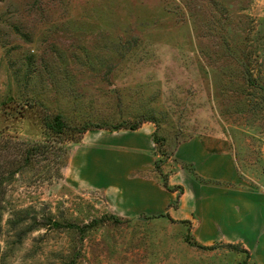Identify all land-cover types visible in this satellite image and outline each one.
<instances>
[{
	"label": "rangeland",
	"instance_id": "rangeland-1",
	"mask_svg": "<svg viewBox=\"0 0 264 264\" xmlns=\"http://www.w3.org/2000/svg\"><path fill=\"white\" fill-rule=\"evenodd\" d=\"M145 123L163 186L211 179L191 218L123 193L142 141L83 163ZM0 170V264H264V0H0Z\"/></svg>",
	"mask_w": 264,
	"mask_h": 264
},
{
	"label": "crops",
	"instance_id": "crops-1",
	"mask_svg": "<svg viewBox=\"0 0 264 264\" xmlns=\"http://www.w3.org/2000/svg\"><path fill=\"white\" fill-rule=\"evenodd\" d=\"M152 131V124L145 123L137 127V129L132 130L127 135H120V138H115L116 140H112V138L103 135L92 136L87 131H85L80 147H82V149L86 148V150H84V152H81L80 156H82V153L85 154L83 163L89 161V158L86 156V154L90 153L94 154L95 160H97L98 158L115 160L113 162L107 161V164L112 163V167L116 169V172L114 174L116 175V177L121 178L125 173V169L128 165L127 162L121 165V162H119L120 159L116 160V158L113 157L114 152L116 153V150H118L117 153L123 151L124 153H129L130 155L132 150H138L137 142L142 141L144 143V147L146 148V150L148 149L150 151L151 155L149 156V160H147L144 165H140L141 168L144 169L143 171H141L139 174L129 177L126 184H121L123 193L125 194V196L138 198L137 204H144L151 207L150 210L137 209L140 212L144 211L147 213H161L167 211L169 215L178 217L179 219L186 220L188 218H191V211L193 207H196V203L199 201L200 205L203 207V200L209 198L206 192L204 195V193L202 192V188L204 185H206V182H209L211 179L209 178V176L206 177V175L205 177L199 176V178L191 176L190 174H187L185 172V168L181 166L176 167L173 169V171H171L172 166L170 165L168 166L170 167V169L164 171V173L167 174L165 182H167V186L169 189L163 186V184H161L162 181L160 179L159 173L153 170L154 153L151 147L150 138ZM123 138L125 140L120 141ZM198 139L200 138L193 137L181 143H178L176 150L185 143H192L194 145L196 140ZM200 140L212 143L214 146V142H211L209 140ZM206 148L210 147L206 146ZM176 150L174 151L175 153ZM181 160L197 164V160L194 159L193 161L188 157H182ZM167 163L169 164V162ZM113 168L111 171H113ZM197 170H199L198 167ZM123 177L126 176L123 175ZM107 184L111 186H117L114 184V182H108ZM174 186H180L181 188H183V192L180 197L179 206L169 207L168 204L172 202L176 196L175 190L172 189ZM170 208H172L173 212L176 214H173V212L170 211Z\"/></svg>",
	"mask_w": 264,
	"mask_h": 264
},
{
	"label": "trees",
	"instance_id": "trees-1",
	"mask_svg": "<svg viewBox=\"0 0 264 264\" xmlns=\"http://www.w3.org/2000/svg\"><path fill=\"white\" fill-rule=\"evenodd\" d=\"M50 125H51V127L53 129V131H52L53 133H60L62 131V127L64 126V122H63V120H62L60 115H55L53 117V122ZM51 127L49 126V128H51ZM129 127L132 128V127H134V125H131ZM90 128H91L90 126L84 125L81 128H79L77 131L79 133H83L87 129H90ZM6 171H7V174H12V171H14V170L8 169ZM4 175H5V171L4 170H0V186L2 185L3 180L6 179V177ZM1 193H2V190H0V195H1ZM196 245L199 246V247H207V246H203V245L198 244V243H196ZM228 245L230 247H233V248L236 247V249L240 248L242 251L246 252V250L244 248H241V247L238 248V246H235L234 244H228ZM245 263H246V260L244 259L240 264H245Z\"/></svg>",
	"mask_w": 264,
	"mask_h": 264
}]
</instances>
